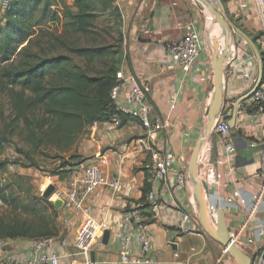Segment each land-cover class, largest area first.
I'll list each match as a JSON object with an SVG mask.
<instances>
[{
    "label": "crops",
    "instance_id": "crops-1",
    "mask_svg": "<svg viewBox=\"0 0 264 264\" xmlns=\"http://www.w3.org/2000/svg\"><path fill=\"white\" fill-rule=\"evenodd\" d=\"M243 2L244 7L241 6ZM223 3L228 17L239 19L250 36L264 32V7L260 10L257 0H223ZM117 4L127 32L121 70L133 74L145 86L151 111L163 121V127L150 135L137 120H129L123 126H119L118 120L116 123L95 122L88 127L74 149L80 159L77 163L96 164L106 176L119 177L121 184L117 190L102 187L90 195L87 199L91 210L88 217L57 208L59 218L65 221L61 224L70 234L57 240L62 254L60 264H80L84 259L80 251L83 245L89 247V255L94 252L96 264H114L119 256L115 235L121 230L122 212L131 207L138 208L143 202L147 204L142 210L149 217L147 221L152 235L149 253L161 264H236L232 255L224 252L222 245L206 232L180 233L175 228L183 210L196 214L190 180L183 190L174 189L172 184L178 170H184L188 175L190 154L206 123L205 103L210 98L206 90L213 73L211 47L201 20L206 19L207 14L201 12L192 0H117ZM189 21H194L208 53L201 52L190 71L182 73L171 66L165 44L182 38L184 26ZM208 34L215 37L211 30ZM237 41H232V47L228 41L230 48L224 59L225 106L222 116L227 120L234 101L252 87V78L256 77L255 59L250 66L252 78L241 76L238 62L242 48L237 47ZM199 75H205V81H201ZM130 87L131 84L126 83L120 89L121 100L125 99ZM247 107L248 101L238 105L235 125L230 128V139L235 147L230 163L232 170L228 173L224 164L215 165L219 179L217 191L222 196L231 195L237 203L242 198L250 199L262 193L257 207L259 212H264V190H261L264 119L257 121V111H247ZM153 150L175 154L176 161L165 182L151 178ZM204 150L213 161L221 158L222 146L215 126L203 142L201 151ZM60 180L58 182L63 184L64 180ZM144 181H151L154 199L149 200L146 195L145 201L138 202ZM211 198L215 200L213 195ZM203 199L206 203L207 197L203 195ZM219 205L222 207L221 202ZM221 210L228 232H237L246 221L249 207L240 203L237 208L222 207ZM102 224L104 230L109 231L106 245L101 243L97 233ZM252 234L253 225L250 223L242 228L238 237L239 247L248 255L253 246L246 240ZM6 244L9 251L19 252L21 257L29 255L28 240H7ZM133 251L135 254L139 252L137 243H134Z\"/></svg>",
    "mask_w": 264,
    "mask_h": 264
},
{
    "label": "trees",
    "instance_id": "trees-1",
    "mask_svg": "<svg viewBox=\"0 0 264 264\" xmlns=\"http://www.w3.org/2000/svg\"><path fill=\"white\" fill-rule=\"evenodd\" d=\"M72 8L65 0H9L7 7L0 6V64L17 55L18 44L33 32L31 25L37 22L35 16L39 17V22L61 27V35L66 36L54 37L51 45L53 49L60 45L64 52L28 60L20 69L6 68L1 73L3 82L10 86L8 97L12 115L0 127V203L11 210V214H0V240L56 238L57 234L52 219L44 216L27 219L16 213L21 201L7 189L4 177L8 175V160L1 158L9 140L22 136L27 145L26 150L18 149L17 152L23 154L28 163L16 159L15 164L41 169L38 158H63L76 148L93 123L113 122L116 118L119 126H123L135 120L121 114L109 96L116 83V72L121 70L123 56H116L112 46L95 38H88L85 43L80 41L81 37L91 35L98 13L104 10L103 1L72 0ZM252 39L264 65V51L257 42L258 36ZM75 59H81L86 66L78 65ZM15 87L19 90L15 91ZM257 108L251 105L247 111ZM68 164L60 166L57 172L46 174L64 179L67 167L72 166ZM149 189L150 183L144 181L138 202L145 201ZM49 204L56 209L54 204ZM146 205L143 202L136 208L149 220L142 210Z\"/></svg>",
    "mask_w": 264,
    "mask_h": 264
},
{
    "label": "built area",
    "instance_id": "built-area-1",
    "mask_svg": "<svg viewBox=\"0 0 264 264\" xmlns=\"http://www.w3.org/2000/svg\"><path fill=\"white\" fill-rule=\"evenodd\" d=\"M9 0H0L2 9L7 7ZM260 10L264 7V0H257ZM244 7L245 3H241ZM185 33L182 38L177 41L167 42L166 49L170 53L171 66L179 69L182 73H188L201 52H207V46L203 38L195 27L194 21L185 24ZM258 44L264 51V32L258 36ZM231 43V47H232ZM242 48L241 59L238 62L240 66V74L246 79H251V63L254 61V55L249 49L242 45V42L236 44ZM230 46L228 48H230ZM208 53V52H207ZM211 58V54H210ZM116 83L110 89V99L114 103L116 109L123 115L137 120L150 135L155 130L163 127V121L151 111L148 100L145 95V86L131 73H124L122 70L116 72ZM201 81H205V75H199ZM253 83L255 78H252ZM126 83H130L131 87L126 92V97L121 100L119 91ZM248 106H258L257 121L264 119V71L263 77L258 88L246 100ZM171 103L174 105L175 100L172 98ZM118 120L113 119V123ZM215 129L218 133L219 143L222 146V155L216 161L210 159L207 150L201 151L197 158V176L203 188V195L207 197L206 215L211 225L215 226L218 219V211L222 207L237 208L238 205L249 207L248 216L244 225L236 232H228L230 241L238 246L239 233L247 224L253 225V234L249 236L246 243L253 246L250 258V264H264V212L258 211V202L262 199V193L252 196L250 199L242 198L240 202L233 200L231 195L222 196L217 191L219 179L215 170L216 164H224L227 172L232 170L230 166L231 159L235 154V147L231 142L230 127L227 118L222 114L215 120ZM103 161V160H102ZM151 178L158 181H167L169 171L173 168L176 161L175 154L172 151L151 152ZM104 162V161H103ZM67 176L60 180L57 176L46 175L43 183L39 186L40 194L43 197L44 192L49 186H52L51 192L43 197L49 203L55 205L59 202V207L64 210L72 211L74 214L88 217L90 215V206L87 199L97 189L102 187H110L117 190L120 187V179L117 176H106L96 164L77 163L69 167ZM262 183L261 190H264V168L261 172ZM189 177L184 170H178L175 174L174 189L183 190L187 184ZM151 183V181H150ZM210 195L213 198L210 199ZM147 197L149 200L154 199V190L151 185ZM221 202L222 207L219 203ZM58 207V208H59ZM176 230L180 233H205L204 229L198 221L196 214L188 210L180 213V218L176 222ZM105 225L99 226L98 235L102 236ZM118 242V258L114 264H161L155 259L149 251L151 250L152 235L149 224L144 215L131 207L124 210L121 215V230L115 235ZM27 250L29 255L21 257L17 251H9L5 240H0V264H60L62 257L61 250L57 244L55 237H39L28 240ZM137 243L139 252L134 253L133 245ZM224 249V248H223ZM84 255V259L80 264H96L95 260L91 261L89 255V247L83 245L80 249ZM224 252L228 253L226 249ZM73 261H75L73 259Z\"/></svg>",
    "mask_w": 264,
    "mask_h": 264
},
{
    "label": "rangeland",
    "instance_id": "rangeland-1",
    "mask_svg": "<svg viewBox=\"0 0 264 264\" xmlns=\"http://www.w3.org/2000/svg\"><path fill=\"white\" fill-rule=\"evenodd\" d=\"M102 1L104 4V10L102 9L98 13L95 19L94 27L91 30V35L87 38L81 37L80 41L85 43L88 38H95L103 44L112 46V49L117 54L116 56L121 58L125 53L127 32L121 19L120 7L117 4V0ZM210 1L214 2V0ZM65 3L72 8V0H65ZM204 11L206 12V10ZM34 15H37V13L35 12ZM38 18V16L34 17L37 22H32L31 26L33 32L30 36L24 42L18 44L17 55L9 62L0 64V127H2V125L5 124L12 115L10 99L8 97V89H10V86L3 82L1 78L2 70L6 68L20 69L28 60H35L39 57H47L64 52L60 45H56L54 49L51 48V45L54 44V37L61 36L66 38L64 33L61 35L62 28L59 26L55 28L53 25L49 26L45 22H39L37 20ZM201 20L202 25L205 27L207 32L208 30L215 32L214 39H224L226 36L230 41L231 39L234 42L239 40L237 43L242 42V45L246 46L249 49V52H251L246 43L240 39L236 33H234L230 26L227 29V34H225L223 26L216 19L212 20V24L209 29H207V20ZM230 20L234 25L245 31L242 26V22L239 19ZM245 32L247 33V31ZM250 37L252 38V36ZM75 62L82 67L86 66L85 62L81 59H75ZM13 89L18 91L19 87H15ZM18 149H27V145L22 136H14L11 140H9L5 144L1 156L2 159L8 160V175L4 177V181L7 183V189L10 193L16 196L17 200L21 201V208L16 213L21 218L32 219L34 217L44 216L47 219H52L57 228V240H61L68 235L70 236L65 226H62L61 224L65 221H62V219L59 218L60 211L57 208L53 209L49 202L44 200L40 194L39 186L43 183L44 178L47 175L46 172L49 174L52 171L57 172V169L67 162L69 163L68 165H72L80 160L79 156L75 154V148H73L69 154L62 156L63 158H38V164L45 172L32 166L23 167L20 164H15L14 161L16 159L24 164L28 163V161L24 158V155L17 152ZM0 214H11V210L0 203Z\"/></svg>",
    "mask_w": 264,
    "mask_h": 264
},
{
    "label": "water",
    "instance_id": "water-1",
    "mask_svg": "<svg viewBox=\"0 0 264 264\" xmlns=\"http://www.w3.org/2000/svg\"><path fill=\"white\" fill-rule=\"evenodd\" d=\"M196 7L204 13L205 9L209 10V14L206 17L207 20V29L210 28L212 24V19H216L217 21H221L225 28H229V26L233 29L234 33H236L240 39H242L246 45L250 48V51L254 55L256 60V77L252 87L242 96L238 97L233 104L232 113L230 118L228 119L229 127L232 129L235 125L236 117H237V109L238 105L246 101L253 92L258 88L262 81L264 65L263 60L261 59V55L258 47L256 46L253 39L240 27L234 25L230 18L227 16L225 11V6L222 0H214L213 4L209 0H192ZM207 40L211 47V64L213 68L212 73V81L211 84L207 87L206 93L209 95V101L205 103V116L206 123L204 126L203 133L198 137L194 148L190 154L189 161L187 163V173L189 180L192 185L193 192V200L194 207L196 211V215L198 217V221L204 231L212 237L214 240L218 241L224 249H226L234 258L236 264H250L251 258L250 256L243 251L238 245L232 243L228 237V230L225 223V219L222 213V210L218 211V219L216 225L213 226L207 219L206 215V203L203 199V188L201 182L197 176V158L198 154L201 150L203 142L210 135L213 130L215 120L218 116H220L223 112L225 106V99L223 95V67H224V59L225 53L228 51L229 38L225 36L223 39V45H221L220 41L210 37L207 32ZM52 190V186H49L47 190L44 192L43 197H46ZM55 207H59V202L55 203ZM109 239V231L104 230L101 236V243L106 245ZM91 261L95 260L94 252L90 253Z\"/></svg>",
    "mask_w": 264,
    "mask_h": 264
},
{
    "label": "bare ground",
    "instance_id": "bare-ground-1",
    "mask_svg": "<svg viewBox=\"0 0 264 264\" xmlns=\"http://www.w3.org/2000/svg\"><path fill=\"white\" fill-rule=\"evenodd\" d=\"M210 1V0H209ZM211 2V1H210ZM211 4H213V2H211ZM206 10V14L208 15L209 14V10L208 9H205ZM213 20V19H212ZM219 21V20H218ZM221 23V25L223 26V29H224V33L227 34V28H225L224 24L219 21ZM207 32V31H206ZM208 33H209V30H208ZM221 43V45L223 46V39H218ZM231 43H232V39H231Z\"/></svg>",
    "mask_w": 264,
    "mask_h": 264
}]
</instances>
